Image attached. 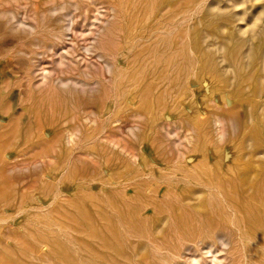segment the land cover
<instances>
[{
	"label": "rangeland",
	"instance_id": "1",
	"mask_svg": "<svg viewBox=\"0 0 264 264\" xmlns=\"http://www.w3.org/2000/svg\"><path fill=\"white\" fill-rule=\"evenodd\" d=\"M263 68L264 0H0V264H76L117 231L136 264H255L217 206L264 147ZM197 203L220 232L156 246Z\"/></svg>",
	"mask_w": 264,
	"mask_h": 264
},
{
	"label": "bare ground",
	"instance_id": "2",
	"mask_svg": "<svg viewBox=\"0 0 264 264\" xmlns=\"http://www.w3.org/2000/svg\"><path fill=\"white\" fill-rule=\"evenodd\" d=\"M150 12L152 13L153 9ZM60 39H61V37H60ZM252 71H253V69H252ZM250 74H248V76H250ZM206 77H208V74ZM215 81H216V79H215ZM247 87H248V85H246V88ZM123 90H122V92H123ZM147 91L149 92L148 89H147ZM259 91H261V90L259 89ZM145 93H146V91H145ZM259 93L260 92H258V95H259ZM146 95H147V93H146ZM143 97H145V95ZM181 97H183V96L181 95ZM259 97H261V95ZM178 99H180V96L178 97ZM114 102H115V100H114ZM118 103H121V102L119 101ZM126 105H128V103ZM136 106H139V104ZM236 109L238 110L239 108L237 107ZM236 109L233 111H236ZM262 109L264 110V104H263V108H261L260 111ZM178 110H179V108H178ZM227 110H229V109H227ZM231 112H232V110H230V113ZM179 114H180V112H179ZM90 115H92V114H90ZM234 115H235V117L237 116L236 114H234ZM249 115H250V111H249ZM261 115L263 116V114H261ZM132 116H134V115H132ZM198 116H200V115H198ZM71 117H73V115ZM152 117L153 116H151V118ZM136 118H137V116H136ZM221 118H219V119H221ZM249 118H251V117L249 116ZM234 119L235 118L234 117L231 118V116H229L226 119L228 124H229L228 142L230 144H234L236 142V140H238V139H235V134H234L235 131L233 129L236 126V124L232 125V122L234 123ZM213 120H214V118H213ZM249 120H251V119H249ZM236 121H237V119H236ZM94 122L95 121H93V123ZM232 126H234V127H232ZM190 128H192V127H190ZM73 129L75 130V127ZM73 129H72V131H73ZM66 132H67V130H66ZM248 132H249V129L244 128V126H243L242 133H241L242 136H244L245 134H248ZM107 134H109V133H107ZM192 134H194V133H192ZM153 136H154V134H153ZM74 137H76V136H74ZM66 138H67V136H66ZM81 139H80V141H81ZM69 141L70 140H68V143H69ZM93 141H94V139H93ZM8 143H9V141H8ZM66 143H67V141H66ZM248 143H249V141H248ZM84 144H86V143H84ZM239 145H238V147H239ZM252 147L253 148L249 152H245V149L241 150V148L238 151L239 156H241V157L239 158V160L235 166L236 170L235 171H229L225 175V208L222 209L218 206H217V208H219L220 211L225 214V217L227 218V221H228L230 227L232 228L234 235L238 236L242 242H246L248 244V251L251 253V255H253L252 256L253 262L255 264H264V147H259V145L257 146V144H255ZM127 152H129V151H127ZM260 155L262 157H260ZM233 159L235 160V158H233ZM230 161H232V160H230ZM175 162H177V161H175ZM181 163L182 162H180V164ZM183 164H185V163H183ZM230 167H232V166H230ZM227 169L229 170V168H227ZM230 169H232V168H230ZM64 172H65V170H64ZM148 176L146 175V178ZM148 189L149 188H147V189L145 188L143 191H141L143 194L140 193V194H138V196L135 197L134 202H136V204H139V201H142L143 197H145L147 200L150 199L151 201H154V203L156 201H158V200H156V199H158L157 198V191H153V190L148 191ZM56 193H54V194H56ZM208 195H210V194H208ZM114 197H115V195H112V194L110 196L108 195V199H110V200H113ZM186 197H187V195H186ZM197 199H200V198H197ZM52 201H53V199H52ZM166 201H168V202L177 201V198L174 197L172 193H168V196L165 199V202ZM161 202H159L158 205H160ZM150 204H153V202ZM18 205H20V204H18ZM191 206H185V207H183V209H181L180 212L178 211V212H176L170 216L171 221L169 219V223H170L169 228L171 230H170V232L165 233V236L164 235L161 236V238L153 237V239H155L154 242L156 243V246L164 248V249H172L175 251L177 249V247L172 244V240L170 238L171 234L173 236L182 237L184 239V241H194V243H196L195 241H197L198 239H201V241H202V239L203 240L206 239L205 236L210 235L211 233L214 234L215 232H218V231L220 232V230L222 229V224L220 222H218L216 219V215L219 216L221 214L220 211H215V208H211V207H209V205H207L205 203H197L195 205L194 209L191 208ZM148 207H150V206H148ZM148 207L144 206L143 209H147ZM184 209H188V212H187V210H184ZM189 209H193V210H189ZM20 210L24 211L25 209L23 210V208H22ZM178 210H180V209H178ZM83 219L86 221L85 222L86 223L85 230H88L89 228L90 229L93 228L91 225L95 224V222L91 223L89 218L86 216H83ZM2 221H3V219H2ZM119 223H124V217L120 218ZM110 228L112 230L114 229L112 225L110 226ZM130 233H133L139 237L137 230H128L126 232L127 235H129ZM120 234L121 233L119 231L114 232L112 234H105L103 232L101 234H97V232H96L93 235L94 236V242L93 243H91V244H89L88 242L84 243L82 245L83 248H80L79 252H78V249L75 250V253H77V255H75V257L77 258L76 264H136L135 262L130 260L132 258L131 256H129L127 253L123 252L125 244L118 243L116 241V240H118V238H120ZM153 239H151V240H153ZM180 244L181 243H179V245ZM221 244H223V242ZM99 248H102V250H98ZM143 250H141V251H143ZM37 253H38V251H37ZM136 257H138V256H136ZM137 264H148V263L145 260V258H141L137 262Z\"/></svg>",
	"mask_w": 264,
	"mask_h": 264
}]
</instances>
